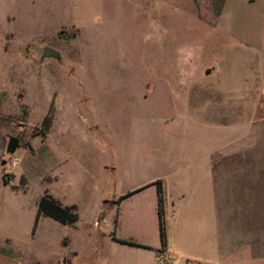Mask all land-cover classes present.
<instances>
[{
  "label": "rangeland",
  "instance_id": "obj_1",
  "mask_svg": "<svg viewBox=\"0 0 264 264\" xmlns=\"http://www.w3.org/2000/svg\"><path fill=\"white\" fill-rule=\"evenodd\" d=\"M221 1L0 0V251L57 264L67 238L77 252L68 264H164L153 257L158 234L156 246L115 247L89 218L158 223L155 181L173 183L221 138L235 194L225 202L250 181L264 206V11ZM45 190L76 204L79 219L43 216L35 235ZM51 225L59 241L47 249L40 231Z\"/></svg>",
  "mask_w": 264,
  "mask_h": 264
},
{
  "label": "crops",
  "instance_id": "obj_2",
  "mask_svg": "<svg viewBox=\"0 0 264 264\" xmlns=\"http://www.w3.org/2000/svg\"><path fill=\"white\" fill-rule=\"evenodd\" d=\"M250 2H259L264 11V0ZM259 91L264 96V79L259 85ZM177 171L181 175H177L173 183L166 184L160 180L164 207L168 213L167 238L162 250H159L161 246L154 250L153 257L156 261L160 257L164 264H264V206L261 205L257 210L255 193H250L253 187L250 181L241 186L244 188L241 194H236V200L239 199L236 204L225 202V198H235V194L232 191L225 192L222 138L211 149H206L205 152L200 150L190 164L181 165ZM235 183L237 182L233 181L231 186L229 183L227 185L234 188L237 186ZM3 186L8 187L4 182ZM155 191L157 199V189ZM41 217L43 215L39 220ZM89 222L103 227L104 242L115 247L129 245L115 238L133 240L147 247L157 245L154 236H159V223H154L153 220L147 228L126 215H91ZM55 230L57 228L51 225L40 231L41 243L47 249L53 242L59 241V236L54 234ZM38 231L37 223L35 235ZM143 232L148 235H143ZM61 241L67 249L66 252H60L61 259L57 264H68V256L77 252L70 247L67 238H62ZM28 255L26 249H23L22 255L18 252L0 251V264H26L27 261L30 264L35 261L52 264L47 255ZM105 264L130 263L109 261Z\"/></svg>",
  "mask_w": 264,
  "mask_h": 264
},
{
  "label": "trees",
  "instance_id": "obj_3",
  "mask_svg": "<svg viewBox=\"0 0 264 264\" xmlns=\"http://www.w3.org/2000/svg\"><path fill=\"white\" fill-rule=\"evenodd\" d=\"M221 2H223V0ZM219 12L220 9L217 10V13ZM48 120H49L48 116H45L43 119V125L45 126V128L48 126ZM155 184L157 189V213H158L159 237H160V245H161L159 250H162L166 244V233H165V224H164V216H163L164 197H163L161 181L156 180ZM141 188L143 187H140L138 189ZM132 192H127L125 194L120 195L119 200L128 196ZM42 215L50 217L62 224H71L75 222L79 217L76 204L73 203L69 205H64L55 197H53L51 194H49L46 190L43 192V194L39 196L36 202V214L31 229L32 233H34L39 217ZM113 238L115 237L113 236ZM115 239L121 243H126L129 245L139 246V247H147L146 245L140 244L133 240L118 239V238Z\"/></svg>",
  "mask_w": 264,
  "mask_h": 264
},
{
  "label": "water",
  "instance_id": "obj_4",
  "mask_svg": "<svg viewBox=\"0 0 264 264\" xmlns=\"http://www.w3.org/2000/svg\"><path fill=\"white\" fill-rule=\"evenodd\" d=\"M43 55L45 57H55V58H59V52L57 50H54L50 47H45L44 48V51H43ZM18 144V139L16 137H11L9 143H8V146H7V149L10 151V152H13L16 148Z\"/></svg>",
  "mask_w": 264,
  "mask_h": 264
},
{
  "label": "built area",
  "instance_id": "obj_5",
  "mask_svg": "<svg viewBox=\"0 0 264 264\" xmlns=\"http://www.w3.org/2000/svg\"><path fill=\"white\" fill-rule=\"evenodd\" d=\"M157 259L162 263L163 260L160 257H157Z\"/></svg>",
  "mask_w": 264,
  "mask_h": 264
}]
</instances>
